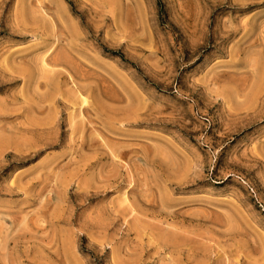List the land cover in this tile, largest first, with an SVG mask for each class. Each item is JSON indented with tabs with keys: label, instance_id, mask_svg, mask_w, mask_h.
<instances>
[{
	"label": "rangeland",
	"instance_id": "rangeland-1",
	"mask_svg": "<svg viewBox=\"0 0 264 264\" xmlns=\"http://www.w3.org/2000/svg\"><path fill=\"white\" fill-rule=\"evenodd\" d=\"M0 264H264V0H0Z\"/></svg>",
	"mask_w": 264,
	"mask_h": 264
}]
</instances>
